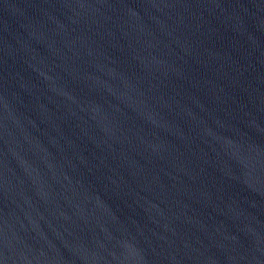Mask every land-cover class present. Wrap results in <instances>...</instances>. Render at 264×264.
I'll use <instances>...</instances> for the list:
<instances>
[{
	"label": "water",
	"instance_id": "95a60500",
	"mask_svg": "<svg viewBox=\"0 0 264 264\" xmlns=\"http://www.w3.org/2000/svg\"><path fill=\"white\" fill-rule=\"evenodd\" d=\"M0 264H264V0H0Z\"/></svg>",
	"mask_w": 264,
	"mask_h": 264
}]
</instances>
